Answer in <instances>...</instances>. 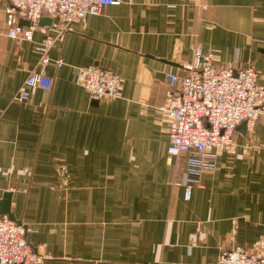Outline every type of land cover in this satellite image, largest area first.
Wrapping results in <instances>:
<instances>
[{"label":"crops","instance_id":"0c3cea01","mask_svg":"<svg viewBox=\"0 0 264 264\" xmlns=\"http://www.w3.org/2000/svg\"><path fill=\"white\" fill-rule=\"evenodd\" d=\"M14 24L22 19L0 0V199L11 193L13 220L44 264H211L235 245L264 252V115L227 148L168 161L161 110L165 72L183 75L195 47L217 65L253 66L264 86V0L106 5L56 39L52 86L28 102L14 96L40 69L36 45L52 27L27 41L7 36ZM89 64L121 77L117 98L94 101L77 83Z\"/></svg>","mask_w":264,"mask_h":264},{"label":"built area","instance_id":"2783aa9c","mask_svg":"<svg viewBox=\"0 0 264 264\" xmlns=\"http://www.w3.org/2000/svg\"><path fill=\"white\" fill-rule=\"evenodd\" d=\"M16 15L28 24H14L7 36L32 41L33 32L40 28L42 17L52 18L48 31L36 49L40 51V69L30 71L18 87L14 99L28 102L37 88L49 90L52 77L46 73L50 62L49 49L63 35L69 24L89 15H99L106 5L119 0H7ZM62 64L61 59L56 65ZM183 75L166 71L169 97L161 109L171 119L167 159L186 154L205 155L233 144L236 127L242 122H255L264 115V86L258 82L256 69L247 65L233 67L217 65L213 54L195 47L193 58L180 67ZM77 83L93 100L114 99L122 86L121 77L114 71L96 64L79 68ZM191 187L186 186L188 200ZM23 224L0 215V264H44L49 257L35 250L27 241ZM211 264H264V252H250L240 246L220 251Z\"/></svg>","mask_w":264,"mask_h":264},{"label":"water","instance_id":"95a60500","mask_svg":"<svg viewBox=\"0 0 264 264\" xmlns=\"http://www.w3.org/2000/svg\"><path fill=\"white\" fill-rule=\"evenodd\" d=\"M52 22V18L50 17H42L39 21V24H44V23H47V24H51ZM22 24L24 25H27L28 24V21L27 20H22ZM94 101H97V100H94ZM245 125H246V121H242L237 127L236 129L238 130H244L245 128ZM10 196H11V193L10 192H5L3 195H2V198L0 199V215L2 214H7L9 216L10 219H14L13 215L11 214L10 212Z\"/></svg>","mask_w":264,"mask_h":264}]
</instances>
